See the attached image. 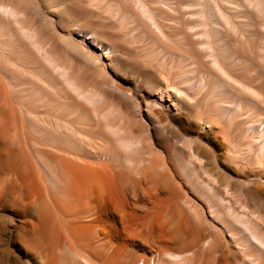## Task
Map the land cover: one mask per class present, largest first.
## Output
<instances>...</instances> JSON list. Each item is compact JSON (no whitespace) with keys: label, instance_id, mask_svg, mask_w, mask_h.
<instances>
[{"label":"bare ground","instance_id":"bare-ground-1","mask_svg":"<svg viewBox=\"0 0 264 264\" xmlns=\"http://www.w3.org/2000/svg\"><path fill=\"white\" fill-rule=\"evenodd\" d=\"M0 264H264V0H0Z\"/></svg>","mask_w":264,"mask_h":264}]
</instances>
